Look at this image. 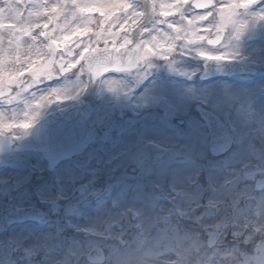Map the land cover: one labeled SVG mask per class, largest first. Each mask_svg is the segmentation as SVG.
Instances as JSON below:
<instances>
[{
    "label": "rangeland",
    "instance_id": "1",
    "mask_svg": "<svg viewBox=\"0 0 264 264\" xmlns=\"http://www.w3.org/2000/svg\"><path fill=\"white\" fill-rule=\"evenodd\" d=\"M43 2L51 5L60 0H43ZM131 2L134 7L142 8L144 0H131ZM160 2L168 3L170 0H156L157 5ZM230 3L231 0H216V6L208 10L218 12L219 6H227ZM157 11H159L158 7ZM64 12L68 15L67 18L63 15L60 17V25L67 23L74 27L69 9L65 8ZM173 17L178 23L187 26L186 20L181 22L175 10ZM94 18L98 20L99 15L95 14ZM31 19L34 20L35 17ZM30 22L25 13L24 19L17 23ZM40 22L43 23L44 18H41ZM80 22L79 19L76 20V23ZM220 23L217 16L209 26L213 28ZM223 23L226 24L224 27L226 32L219 45L211 46L205 41H197L192 45L180 43L169 54L167 60L159 56L150 57L129 77L110 73L91 84L85 67L63 76H58L53 70L50 79L35 84H32L30 80L21 81L18 86L10 89L8 95L0 98V125H6L31 123L33 116L43 110L44 104L48 101H44L40 108H36L35 105L41 101V97L49 95L53 90H56L59 95L58 98L52 99L55 105L52 102H49V105L55 107L57 105L58 108L71 103L77 97H84L94 106L89 125L99 129L95 144L84 151L81 158L75 157L65 161L48 177L42 176L36 179L39 182H35V187L30 170L33 172L41 170L40 160L27 155L30 153L10 152L7 157H0V181L11 179L15 188L21 185L17 190L13 188L14 186L5 187L2 194L4 198L0 197V208L5 204L20 207L38 203L36 205L46 212L44 221L47 225L44 228H37L31 224L15 226L0 236V242L15 248L14 259L20 261L19 264H55L57 260L63 258L68 248L75 245H80L82 250L87 251L91 244H101L105 246V255H107V247L119 246L118 241L91 236L92 234L84 236L86 232L80 230L99 225L100 230L103 231L106 227L103 221L110 222L111 217L128 208L139 210L143 215L144 209L153 201L158 208H172L174 194L177 191H187L190 196L198 198L197 201H193V206L199 202L206 207L209 199H216L215 193L222 186L224 191L240 198L237 200L236 209L231 212L222 206L218 209L222 217L217 218H225L228 225L222 233V238L214 247L206 246V238L202 241L201 264H241L245 256H253L252 249L264 243V236L253 229V226L259 227L261 223H264L262 219L264 218V188L260 191L254 190L253 182L244 178L239 170L246 163L256 164L264 161V55H259L261 51H264V0H257L246 8L234 10L231 17L230 14L225 13ZM92 27L95 29V24ZM153 29H155L153 34L161 32L165 35L169 34L162 26L149 22V32ZM130 32L133 38L139 39L136 37L135 28ZM57 35H59L58 32ZM0 36L7 37L8 31L0 29ZM26 39L22 38L21 41L24 51H27L28 47L24 43ZM160 43L163 44L164 41L161 40ZM0 47H8L7 39ZM100 47L103 45L101 44ZM201 52L212 55L227 54L225 59L255 66L262 75L255 81L248 75H242L227 79L213 78L207 82H201L198 78L205 61L198 55ZM8 67L13 66L8 65ZM165 69L172 70L178 78L159 77L158 74ZM146 75L155 76L145 85L143 95H140L142 92L138 94L140 96L135 94L132 103L137 104L146 101L147 97L163 94L159 102L149 106L155 112L159 109H163L164 114L165 111L169 112L162 118L154 116L144 120L138 136L151 142L166 143L175 140V151L170 149L168 151L170 157L152 150V146L143 148L142 145L133 144V141L129 140L122 139L119 142L113 140L112 144L106 132V121L114 111L110 107L124 100L123 94L126 93V89L130 88L129 93H135L132 90L141 85L140 80ZM109 83L113 86L112 90H109ZM137 96L139 98L136 100ZM107 100L108 103H106ZM147 103L149 102L143 103L145 112L150 111V108H146ZM200 104L221 117L234 134L232 146L223 154L212 156L208 152L207 130L195 110ZM150 113L154 112L150 111ZM126 120L123 127L128 130L131 128L130 120L127 123ZM165 122L170 129L176 128H173L174 139L169 136V131L159 129ZM19 129L22 128H4L0 130V134L6 133L11 136L10 134ZM104 141L113 147H108ZM129 146L135 148V151L127 155L126 159L132 161L134 165L132 167L135 170L138 169L140 174H119L117 178L121 186L117 192L113 195L98 197L97 195L104 188L113 189L109 180L113 171L108 167L103 169L105 154L110 155L111 159L119 150L128 149ZM138 146L139 149L136 148ZM165 148L166 145L162 144L159 149ZM152 156H160L155 166L149 163ZM165 156L170 159L172 170L165 163H161L165 160ZM145 171H148V176L145 175ZM171 173L173 174L169 177ZM101 175L105 176V180L98 183ZM80 185L86 187L83 194L77 193ZM32 189L34 194L30 192ZM242 193L247 195H241ZM55 201L58 203L57 213H53L50 209V204ZM182 206L187 207L188 202H182ZM70 209L74 211L70 212ZM131 217L129 213V221H132ZM69 227L74 231L68 237L69 242L64 243V237L56 234V231L59 228L63 232ZM110 231L113 235H121L124 232L121 238L125 240L131 234L127 224L124 223L119 227L113 225ZM233 232H241L242 235L234 237ZM247 237L251 239L245 242ZM34 246H42L41 251L34 256L26 255L24 249ZM154 258L155 264H165L174 260L175 256L165 252L163 248H158L155 250ZM71 259L74 260V258ZM81 259L84 260L83 257Z\"/></svg>",
    "mask_w": 264,
    "mask_h": 264
},
{
    "label": "snow or ice",
    "instance_id": "2",
    "mask_svg": "<svg viewBox=\"0 0 264 264\" xmlns=\"http://www.w3.org/2000/svg\"><path fill=\"white\" fill-rule=\"evenodd\" d=\"M256 2L231 0L230 4L221 5L218 12H213L208 9L216 6V0H170L158 5L156 0H144L141 2L142 8L134 7L131 0H60L51 5L43 0H0V29L8 31L7 37L0 36V45H3L5 39L8 45L7 48L0 47V95L24 80L35 84L50 79L53 70L62 74L82 69L86 64L95 79L109 71V66H115L118 71H127L139 67L153 56L167 60L180 43L192 45L206 40L208 44H218L226 26L223 23L225 13L231 17L234 10ZM65 8L72 15L74 27L67 23L61 26L59 23L62 15L67 18ZM174 10L181 22L186 20L187 26L177 22L173 17ZM25 13L31 22L17 23L24 19ZM95 14L99 15L98 20L94 18ZM217 16L221 23L215 26V38L209 39L213 33L209 25ZM33 17L34 20L31 19ZM41 18H44L43 23L40 22ZM77 19L81 22L76 23ZM149 22L162 26L169 34H153L155 29L149 32ZM133 28L138 40L131 36L130 30ZM22 38H27L24 40L28 45L27 51L21 47ZM101 44L103 47H100ZM58 55L59 60L56 59ZM198 55L207 60L219 61L225 59L227 54L201 52ZM8 65L13 67L9 68ZM108 87L109 90L113 88L111 83ZM58 95L53 90L49 95L41 97L35 107L40 108L44 101L51 102ZM37 115L38 112L33 120ZM30 126V123H11L0 125V130ZM257 186L264 187V184ZM241 195L246 196L247 193ZM215 196L216 199L207 201L206 207L199 202L193 206V201L198 198L190 196L187 191H177L172 208H158L154 201L144 209L143 215L139 210L128 208L111 217L110 222L103 221L106 225L103 231L99 225L80 230L95 237L115 239L119 246H108L105 255V246L101 244H91L87 251L75 245L68 248L63 258L55 264H70V260L71 264H155V250L158 248L175 256L174 260L165 264H201L202 241L207 238L209 246L218 243L228 225L225 218H217L222 217L218 209L222 206L231 212L236 209L240 198L224 191V186L216 191ZM184 201L188 202L187 207L182 206ZM129 213L132 221H129ZM122 223L127 224L131 233L127 240L121 238L124 232L113 235L110 231L113 225L119 227ZM253 229L264 236V223L259 227L253 226ZM232 235L239 237L242 233L233 232ZM250 239L247 237L245 242ZM41 249L42 246H34L24 249V252L34 256ZM255 252L253 256H245L241 264H264V244L258 245ZM6 264L15 262L9 259Z\"/></svg>",
    "mask_w": 264,
    "mask_h": 264
},
{
    "label": "water",
    "instance_id": "3",
    "mask_svg": "<svg viewBox=\"0 0 264 264\" xmlns=\"http://www.w3.org/2000/svg\"><path fill=\"white\" fill-rule=\"evenodd\" d=\"M129 55H131V53H129ZM212 63L214 64L212 70L205 72L203 74L204 77L235 74L241 71L238 65L228 61H208V64ZM109 70H116V68L115 66H109ZM99 76L95 79L91 76V79L94 81L99 78ZM90 112L91 108L89 103L85 100H79L72 106L49 116L41 124V129H39L35 135L20 139L17 148H32L41 151L48 161L49 170H51L59 160L80 153L90 142L91 130L86 126V120ZM59 116L60 118L57 120ZM206 120L209 122L208 124L210 126L212 136L220 134L215 131L213 126L215 124L214 118L210 117ZM220 127L221 133L227 134L226 128L223 125ZM224 139L227 142L229 141L228 137L221 136V139L216 140V142H221L222 140L224 141ZM223 146L226 147L227 144H224ZM248 174L252 175L249 171ZM31 212L32 211H6L1 213L0 232L5 228V226L16 220L30 218ZM94 254L95 253H93V255ZM10 256L11 249L0 245V264H6V260H9Z\"/></svg>",
    "mask_w": 264,
    "mask_h": 264
},
{
    "label": "clouds",
    "instance_id": "4",
    "mask_svg": "<svg viewBox=\"0 0 264 264\" xmlns=\"http://www.w3.org/2000/svg\"><path fill=\"white\" fill-rule=\"evenodd\" d=\"M262 244H264V243H262Z\"/></svg>",
    "mask_w": 264,
    "mask_h": 264
}]
</instances>
